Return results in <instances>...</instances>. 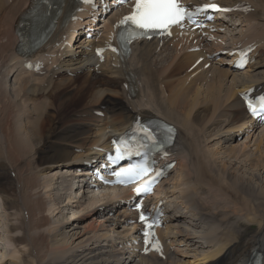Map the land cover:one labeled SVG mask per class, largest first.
<instances>
[{
  "label": "bare ground",
  "instance_id": "obj_1",
  "mask_svg": "<svg viewBox=\"0 0 264 264\" xmlns=\"http://www.w3.org/2000/svg\"><path fill=\"white\" fill-rule=\"evenodd\" d=\"M30 1L0 0V198L5 211L15 207L20 215L15 222L7 213L10 233H21L9 239L17 247L22 245V250L14 251L19 257L12 254L13 260L21 256L26 264H244L253 250L264 253V127L253 139L256 129L246 123L237 97L239 90L264 83V0H219L256 46V64L239 75L222 69L223 61L206 67L224 50L226 38L218 44L211 35L177 28L172 39L136 42L129 56L107 52L105 61L99 62L92 51L114 46L116 29L127 11L124 7L104 22L97 40L85 45L91 46L90 51L79 46L66 55L68 50L48 52L55 58L43 59L48 62L43 77L19 73L14 55L19 44L16 19ZM238 34L228 45L244 38ZM198 59L202 62L195 65ZM256 66L263 70L255 72ZM76 78L84 80L77 85ZM79 97L86 100L73 107L70 116L56 115ZM143 108L163 116L178 130L168 151L177 162L174 176L162 182L161 194L155 197L163 193V199L176 208L174 217L182 207L203 229L186 224L181 230L167 227L158 248L140 255L124 246L130 214L115 210L127 195L119 188H105L107 194L87 199L96 200L88 208L92 215H100L97 225L93 221L85 225L87 215L73 220L74 211L69 222L51 228L44 212L59 209L61 213L92 191L78 186L81 200L55 195L47 207L42 192L50 197L53 184L70 182L65 168L96 155L94 148L105 147L112 135L128 128L131 116L142 115ZM97 111L105 113L103 119L94 116ZM60 122L63 125L57 128ZM236 131L245 135L244 143L253 141L251 146L239 144ZM79 226L82 233L68 237ZM90 232L91 237L81 239ZM75 236L81 240L72 247L67 240ZM193 241L202 253L188 250L186 243Z\"/></svg>",
  "mask_w": 264,
  "mask_h": 264
},
{
  "label": "snow or ice",
  "instance_id": "obj_2",
  "mask_svg": "<svg viewBox=\"0 0 264 264\" xmlns=\"http://www.w3.org/2000/svg\"><path fill=\"white\" fill-rule=\"evenodd\" d=\"M122 2H128V0H122ZM212 7L215 8L216 6L212 5ZM202 10L197 8L195 12L198 13ZM193 15V12L180 5L179 0H135L131 13L123 18L121 24L131 26V39L137 35H147L154 31L160 33L168 32L173 25L179 24L185 19L195 23ZM112 51H117V49L113 48ZM247 107L253 117L264 119V96L260 97L256 104L248 102ZM144 131L146 138L155 142L151 133H148L147 129ZM116 151L117 160L123 159L126 155L129 159L133 155L144 157L141 162L131 164L128 168L114 172L113 175L117 177L118 183L127 184L147 175L149 172L147 153H142L139 149L134 150L128 147H118ZM159 175L160 173H157V176ZM151 183L152 181H149L142 188H136L135 191L137 193L148 191ZM137 210H140L139 205H137ZM139 219L145 226L144 237L145 244H147L148 238L153 235L150 230L156 226V222H149V218L144 212L140 213Z\"/></svg>",
  "mask_w": 264,
  "mask_h": 264
},
{
  "label": "rangeland",
  "instance_id": "obj_3",
  "mask_svg": "<svg viewBox=\"0 0 264 264\" xmlns=\"http://www.w3.org/2000/svg\"><path fill=\"white\" fill-rule=\"evenodd\" d=\"M98 79H101V78H99L98 77ZM84 80V78H80V79H78V78H76L75 79V83L77 84V85H79V83L81 82V81H83ZM106 81V83H108V84H110V83H113V81H109V79H102V81ZM94 80L93 81H91L90 82V85L92 86L93 84H94ZM11 83H13V78H12V80L10 81V84ZM105 83V82H104ZM117 84V83H116ZM118 86V85H117ZM113 87L114 86H112L111 88L113 89ZM118 89V88H117ZM73 95V94H72ZM74 96V95H73ZM34 100H36V99H34ZM55 100V99H54ZM84 100H86L85 99V97H83V98H77V99H75V100H73V102L71 103V105H69L68 106V108H66L65 110H63V113H60V111L59 112H57V116L58 117H61V116H63V115H66V116H70V114H71V112L73 111V109L74 108H78L79 106L77 105V104H81V102H83ZM72 106V107H71ZM74 107V108H73ZM75 109V110H76ZM67 110V111H66ZM75 112V111H74ZM65 116V117H66ZM63 124H62V122H60V124L59 125H57V128H61V126H62ZM203 135H206V136H208L209 134L208 133H204ZM203 139V138H202ZM243 142V141H242ZM242 142H239V143H242ZM213 143H210L209 145H212ZM250 145V144H249ZM39 145L37 144L36 145V148L38 147ZM251 146V145H250ZM172 176H174V174H172ZM43 178L44 177H40V184H42V180H43ZM46 179H49V177H48V175L45 177ZM45 179V180H46ZM58 182V181H57ZM56 182V183H57ZM53 183H55L54 181H53ZM53 184L50 188H55V189H53L54 191H52L51 190V195H50V197H45V195H46V193L44 194V192H42L43 193V197H42V200H43V204L47 207L48 206V204L51 202V200H53L54 198H55V195L57 196V195H61V196H63V198L62 199H65L67 196H72V197H75V199L76 200H78V196L80 195V192H78V191H75V192H68V191H66L65 190V188H64V183H63V185L60 183H57V184ZM66 194V195H63V194ZM53 194V195H52ZM68 194V195H67ZM70 194V195H69ZM95 195V194H94ZM93 195V196H94ZM92 196V197H93ZM1 197V196H0ZM95 197V196H94ZM44 198V199H43ZM62 199H60V200H62ZM87 199H91V197H90V195H87V196H84V199L82 198V200L80 201V202H78V204H76V205H74V206H72V207H67L65 210H63V211H61V213H57V212H59V209H57V210H54L55 212H53L52 214H50V212H44L45 214H48V217L50 218V220H51V223H52V225H53V227H51V226H49V224H45V226H47V227H51V228H54V227H56L57 226V224L58 223H61V222H63V221H66V222H69L73 217H75V216H72L73 215V213L72 212H74V211H77V213L75 214V215H77L75 218H73V220H75V219H77V218H79V217H82V216H84V215H87L86 217H88V220L86 221L85 220V225L86 224H88V223H91V221H93L95 224L94 225H97V223L99 222V220L97 219V218H92L91 217V212H90V210H91V208H88V206H89V202H91L92 200H94V201H96L95 199H92V200H90L89 202H88V200ZM75 200V201H76ZM83 201H84V204L83 205H81V203H83ZM1 204H3L2 203V200H1V198H0V264H9V263H11V264H13V263H16V264H26L24 261H23V259L21 258V256H20V259L21 260H19L18 258H16V259H14L13 260V258H12V254H13V256L14 257H19V255L17 254L18 252H14V251H16L17 249L18 250H22V245H20V246H16V245H14V243L13 242H10L9 241V239L10 238H13V237H16L17 235H21V233H20V231H16V232H12V233H10V231H13V229L11 230L10 229V222H8V219H7V215L9 214L10 215V220H11V216H12V219L16 222V218H19L20 217V215H19V211L17 210V208H15V207H10L8 210H6L5 211V209H3L2 208V206H1ZM51 205V204H50ZM50 205H49V207H50ZM59 205V204H58ZM66 204H62L61 206L63 207V206H65ZM81 205V206H80ZM48 207V208H49ZM82 208H84L83 209V211L82 212H80L81 210H82ZM44 209H45V207H44ZM4 210V211H3ZM17 212H15V211ZM48 210V209H47ZM8 213V214H7ZM84 213V214H83ZM18 214V215H17ZM80 215V216H79ZM56 216V217H55ZM94 216H97V214L96 215H94ZM14 221H12V222H14ZM80 226H82V225H80ZM79 226V228L78 229H76V230H74L72 233H70L69 235H68V237H72L71 236V234H74L75 232H77V233H79V232H81V227ZM256 226H254V224H253V228H255ZM252 228V229H253ZM82 233V232H81ZM92 234L93 233H89L88 235H84L81 239H86V238H89V237H91L92 236ZM81 235V234H80ZM91 235V236H90ZM11 236V237H10ZM13 236V237H12ZM21 237V236H20ZM78 236H75V237H73L72 239L71 238H69V240H67V244L68 245H71L72 247H75V246H77V244H78V241H80L81 239L80 238H77ZM77 238V239H76ZM80 239V240H79ZM15 246L17 247V248H15ZM202 251L203 250H201V249H199V250H196L195 252H200V253H202ZM33 255V254H32ZM10 256V257H9ZM34 256V255H33ZM10 259H12V260H10ZM187 260L188 259H185V262H187Z\"/></svg>",
  "mask_w": 264,
  "mask_h": 264
}]
</instances>
